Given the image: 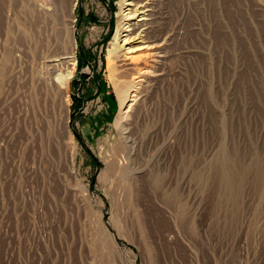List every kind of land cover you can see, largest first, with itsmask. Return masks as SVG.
Here are the masks:
<instances>
[{
	"label": "rangeland",
	"instance_id": "rangeland-1",
	"mask_svg": "<svg viewBox=\"0 0 264 264\" xmlns=\"http://www.w3.org/2000/svg\"><path fill=\"white\" fill-rule=\"evenodd\" d=\"M68 1L0 0V264H264V0Z\"/></svg>",
	"mask_w": 264,
	"mask_h": 264
},
{
	"label": "bare ground",
	"instance_id": "bare-ground-1",
	"mask_svg": "<svg viewBox=\"0 0 264 264\" xmlns=\"http://www.w3.org/2000/svg\"><path fill=\"white\" fill-rule=\"evenodd\" d=\"M151 1H156V0H150L148 5L144 4L143 0H131V2H128L127 4L129 5H134L137 6L136 8H134L132 10V13H136L139 11L140 8L146 6V9L144 10H140V13L143 14V16L137 20V22H128L127 26L125 27V31L129 32V34H135L134 37H138L139 39H141V41H143L144 39H146L145 37L143 38L144 35H142L140 32L141 28H143L142 30H146L145 33H148L147 31H150L151 28H153L152 26H155L154 24H156V17L155 15V11H154V5L156 3H153ZM69 3H73V0H69ZM143 2V3H142ZM151 7V8H148ZM139 8V9H138ZM39 9V7L37 8V10ZM36 10V11H37ZM39 11V10H38ZM141 16V15H139ZM153 17V19H152ZM151 18V19H150ZM156 19V20H155ZM124 22V21H123ZM140 22V23H138ZM158 22V20H157ZM150 24H153L150 26ZM157 25V24H156ZM148 28H150V30H148ZM139 30V32H138ZM71 32V44H70V49H68L66 52L59 51L58 53H54L55 55H52L51 57H48V60L50 61V63H48L50 66L56 73H59V77L57 78L60 81V84L62 86V88L65 90V93L68 90L69 87V75H70V71L68 69V66L74 64V61L76 62V40L73 38L75 37L76 32L74 31V29H70ZM128 34V35H129ZM126 35V36H128ZM147 36V35H146ZM145 41V40H144ZM153 43H150L147 47H151V48H155L158 47L159 45H153ZM67 49V48H66ZM147 55H152L153 59H154V63H144L139 69L138 74L134 75L131 77V80L124 82L120 85V98H121V102L123 107H126L127 110L125 112V116L128 117L129 116V112L130 109H133V105L135 104L136 99L139 97L140 94V90L143 86H146L148 83H150V81L153 80V78L159 76L158 73V65H159V61L157 60V58L162 57V55H160V52H148ZM121 57V56H118ZM48 62V61H47ZM123 63H125L126 66H131L132 64H129L123 61ZM110 67H108L109 71H114L115 69L113 68V66L109 65ZM131 68H133V66H131ZM67 99H65V108L68 109V102H66ZM124 134L126 135L124 137V141L126 143L127 148H130V144L129 141L132 139L131 137V129H125ZM70 138L72 139V136L70 135Z\"/></svg>",
	"mask_w": 264,
	"mask_h": 264
},
{
	"label": "built area",
	"instance_id": "built-area-1",
	"mask_svg": "<svg viewBox=\"0 0 264 264\" xmlns=\"http://www.w3.org/2000/svg\"><path fill=\"white\" fill-rule=\"evenodd\" d=\"M169 1V0H167ZM183 15V14H182ZM175 30H179L180 26H177L174 28ZM0 36L3 38L2 33L0 32ZM3 42L6 44L4 38L2 39ZM1 41V38H0ZM8 45V44H6ZM16 44L12 45L11 48H14ZM1 54V51H0ZM17 65L13 64L12 70L9 76H6V84H5V89L6 90V96L2 99H0V111H3L5 113L10 114V120L11 123H13V118H14V111H16V106L14 108L15 103L13 102L15 100V90L14 88L16 87L17 79H16V73L18 72L16 70ZM9 123V122H8ZM5 124L3 122L0 123V128L3 127ZM3 144V142H1Z\"/></svg>",
	"mask_w": 264,
	"mask_h": 264
}]
</instances>
